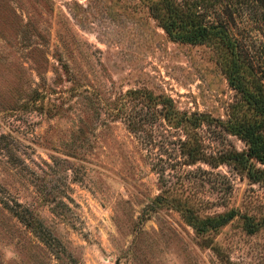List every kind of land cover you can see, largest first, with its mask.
Returning <instances> with one entry per match:
<instances>
[{
    "label": "rangeland",
    "instance_id": "obj_1",
    "mask_svg": "<svg viewBox=\"0 0 264 264\" xmlns=\"http://www.w3.org/2000/svg\"><path fill=\"white\" fill-rule=\"evenodd\" d=\"M249 26L232 28L258 41ZM138 85L214 115L234 95L211 48L170 40L145 0H0V264H264V227L247 232L235 217L212 247L179 211L154 206L157 157L113 113ZM214 171L225 174L216 188H195L206 211L264 217L261 184L230 165ZM4 200L38 216L49 242Z\"/></svg>",
    "mask_w": 264,
    "mask_h": 264
},
{
    "label": "trees",
    "instance_id": "obj_2",
    "mask_svg": "<svg viewBox=\"0 0 264 264\" xmlns=\"http://www.w3.org/2000/svg\"><path fill=\"white\" fill-rule=\"evenodd\" d=\"M145 4L170 40L209 46L234 90L224 115L182 108L170 94L145 85L130 86L118 96L114 115L157 157L152 168L159 192L153 204L179 211L202 245L214 247L212 231L235 217L242 219L247 232H255L264 227V217L256 219L237 207L208 212V200L195 188L205 182L216 188L225 174L214 169L222 164L264 187V0H145ZM237 19L251 24L245 29L259 31L258 41L233 30ZM159 126L171 137L157 139ZM231 135L243 146H236ZM15 204L20 205L17 200ZM3 206L41 243L49 242L48 235L39 234L43 222L38 216L24 215L7 200Z\"/></svg>",
    "mask_w": 264,
    "mask_h": 264
}]
</instances>
